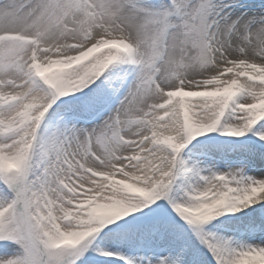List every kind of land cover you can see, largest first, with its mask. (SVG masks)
I'll return each mask as SVG.
<instances>
[{"label":"snow or ice","instance_id":"obj_1","mask_svg":"<svg viewBox=\"0 0 264 264\" xmlns=\"http://www.w3.org/2000/svg\"><path fill=\"white\" fill-rule=\"evenodd\" d=\"M0 264H264V0H0Z\"/></svg>","mask_w":264,"mask_h":264}]
</instances>
